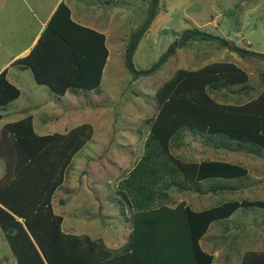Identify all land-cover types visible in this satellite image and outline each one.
<instances>
[{
    "label": "trees",
    "instance_id": "trees-1",
    "mask_svg": "<svg viewBox=\"0 0 264 264\" xmlns=\"http://www.w3.org/2000/svg\"><path fill=\"white\" fill-rule=\"evenodd\" d=\"M156 5L154 0V14L132 51L154 18ZM149 13L150 3L130 39ZM203 33L186 29L178 45L216 40ZM107 56L105 35L73 21L69 7L60 1L34 46L15 63L29 67L35 82L63 95L96 91ZM6 72V68L0 71V107L19 95ZM261 77L262 89L252 96L246 71L233 63L212 62L195 70L179 68L159 86L154 94L156 113L141 156L116 184L120 215L126 206L131 211V233L127 249L113 255L101 240L67 238L61 230L62 216L51 212L52 195L64 182L73 155L90 139L91 125L38 135L30 116L4 124L0 129V159L5 164L0 179V232L14 257L11 264H212L213 255L199 244L209 225L240 207L263 206V202L230 200L198 211L184 201L175 203L168 192L172 187L184 190L195 183L198 188L202 179L245 178L248 172L223 160L190 162L174 150L184 144L186 130L218 146L246 148L250 153L264 149V71ZM219 91L222 101L213 96ZM239 264H264V249L244 253Z\"/></svg>",
    "mask_w": 264,
    "mask_h": 264
},
{
    "label": "rangeland",
    "instance_id": "rangeland-1",
    "mask_svg": "<svg viewBox=\"0 0 264 264\" xmlns=\"http://www.w3.org/2000/svg\"><path fill=\"white\" fill-rule=\"evenodd\" d=\"M36 1L6 0L9 7L0 17V64L15 48L16 40H11L14 37L21 40L29 35L25 24L20 23L24 18L21 12L26 10V5L34 7ZM41 1L46 8L52 2ZM150 1L80 0L77 3H88V6L103 9L107 5L113 6L115 11L108 32L109 56L98 89L94 92L66 93L63 97L58 95L59 110H64L68 116L64 114L60 118V125L64 124L59 128L60 132H67L82 123L92 127L90 139L73 155L64 182L51 198V212L62 216L61 230L67 238L78 236L82 241L83 236H89L113 248L124 243L129 222L125 215L119 213L116 184L127 175L140 156L142 139L156 113V90L177 69L195 70L212 62L233 63L248 74V83L254 89L252 96L262 89L264 0H157L154 18L130 57L135 72L152 70L147 74L134 75L126 64V45L135 27L144 19L146 10L143 6H148ZM9 12L15 15L12 23H9ZM28 27L31 28L30 25ZM193 28L210 34L219 42L224 41L226 45L216 40H188L179 46L180 34ZM175 40L177 42L171 46L174 47L172 52L156 65ZM22 87L23 97L12 105L1 106L0 113L4 108L9 110L27 101L26 96L28 99L34 90L30 89L28 83ZM49 91L52 93L48 86H40L38 94L41 102L51 98ZM218 93H213L216 99L219 98ZM51 109L47 112L57 110ZM5 116L8 120L16 117L12 114ZM49 125L52 127L55 124L51 121ZM242 151L256 159V156L262 158L260 162L264 172V149L258 148V151L250 153L242 148ZM184 152L176 151L185 157ZM253 162V158L247 159L251 174L259 170ZM245 180L235 178L233 182L245 184ZM244 189L248 197L264 202V176ZM251 216L258 226H262L264 207H256L255 212L250 213ZM263 248L258 245L255 250ZM85 251L82 247V253L85 254ZM98 258L97 255L95 259ZM14 261L7 241L0 232V264Z\"/></svg>",
    "mask_w": 264,
    "mask_h": 264
},
{
    "label": "crops",
    "instance_id": "crops-1",
    "mask_svg": "<svg viewBox=\"0 0 264 264\" xmlns=\"http://www.w3.org/2000/svg\"><path fill=\"white\" fill-rule=\"evenodd\" d=\"M60 1H64L69 7L70 17L73 21L103 33L105 35V45L107 49L109 47V25L112 24V19L114 17L115 11L113 6L109 7L107 5V7L103 9L99 7L88 6V3L86 4L87 6L83 4H77L80 0H52L51 4H49L47 8L43 7L42 4L44 2L41 0H37L33 4L34 7H28V5H26V10H23V12H21L23 14L21 17L23 18L24 16V18L20 23L25 24V27L28 29L29 35L25 38H21V40H17V37H12L13 39L10 38L12 39L11 41L16 40V45L14 50L11 51L10 55L5 59V61L0 64V71L6 68V77L8 81L19 89V95L15 99L10 101L7 105H12L23 97V85H26L28 83L30 89L34 91L33 93H31V95H29L28 99L26 96L27 101L20 102V104L14 107L12 106L13 108L11 107L9 110H5L4 108L7 105L2 107L4 109L1 110L2 113H0V129L4 124L8 122L16 121L26 116H30L33 129L38 135L66 132L59 131V128L64 125H60L59 120L66 112L64 113V110H62L63 112L59 110L60 108L58 103L60 102V98L58 97H63L66 93L78 94L79 92L71 93L67 91L63 95L58 96L57 94L53 92L51 93L49 91L48 95L51 96V98L49 100L41 102L38 90L40 86L45 84H39L35 82L29 67L23 66L19 63H15V60L27 55L30 49L34 46L38 37L40 36V33L46 26L48 19L50 18ZM7 6L9 7V5H7L6 3V0H0V17L2 16V13L4 14V10H6ZM143 7L144 10H146L147 5H144ZM7 15L10 17L9 23H12V17L15 15L10 12ZM28 25H30L31 28H29ZM1 45L2 43L0 41V46ZM108 56L106 58V61L108 59ZM105 65L103 69L105 68ZM23 73L28 74L29 77L25 76ZM219 93H221V91ZM218 100L222 101V98L219 97ZM56 104H58L57 108ZM52 107L57 110L53 112L51 111V113L47 112V110H50ZM9 114H12L16 117H12L8 120L6 119L7 117L5 115ZM65 116L67 115L65 114ZM51 121L53 122V125L55 124L52 127L51 125H49V122ZM145 136L142 139L141 146H143ZM183 141L184 144L181 146V148L175 149L174 152H183L185 150V158L188 161L200 163L201 161L208 160H223L226 162L244 166L247 169L248 174L247 177H245V184L244 182H233L235 181V178L226 179L219 177L215 179L199 180L198 188L194 187L196 186L195 183H193L191 187H188L184 190L172 187L168 190V192L169 195L172 196L175 203L184 201L189 208L198 211L230 200L259 201L248 197V193H245L247 191H245L244 188H248V185L250 183L255 184V182H259V179L264 176L263 166L261 165L262 158L256 156L258 157L256 159L254 158L255 156H250L248 155V153L240 149L214 145L210 141H208L206 137L194 133L190 130L184 131ZM181 149H183V151ZM252 158L255 160L253 164L259 168L258 172H254L255 174H251L252 171L249 169V164H247V159L250 160ZM4 167L5 164L0 159V179H3V176L5 174ZM250 178H252V180ZM256 207H264V202L263 206L252 205L247 207H240L228 217L212 222L209 225L206 233L199 239V244L204 251L213 255L212 264H216V262L217 264H239L244 253L249 251H257L255 249L258 245L259 247L264 246V221H262L263 223H260L263 224L262 226H258L257 222L253 220L254 217H249L252 211L255 212ZM124 215L126 216L127 222H129V228L127 229V231H125L124 243L121 246H117V248L104 245L105 249L110 250L111 253L110 251L109 253L112 255L120 253L128 247L127 243L131 233V211L127 206ZM251 220L253 222H251Z\"/></svg>",
    "mask_w": 264,
    "mask_h": 264
},
{
    "label": "water",
    "instance_id": "water-1",
    "mask_svg": "<svg viewBox=\"0 0 264 264\" xmlns=\"http://www.w3.org/2000/svg\"><path fill=\"white\" fill-rule=\"evenodd\" d=\"M154 14V0H151L150 1V13H149V16L148 18L145 20V22H143L139 28L136 30V32L134 33L133 37L131 38L130 42H129V45H128V48H127V53H126V64H127V67L136 75L138 73H141V74H147L149 73L152 69L148 70V71H144V72H135L134 69L132 68V65H131V60H130V57H131V52H132V47H133V44L136 40V38L139 36V34L142 32L145 24L152 18ZM203 35H206L208 37H212L210 34H206V33H203ZM174 47H171L163 56L162 58L159 60L158 64L161 63L167 56L170 52H172ZM155 67V66H154Z\"/></svg>",
    "mask_w": 264,
    "mask_h": 264
}]
</instances>
